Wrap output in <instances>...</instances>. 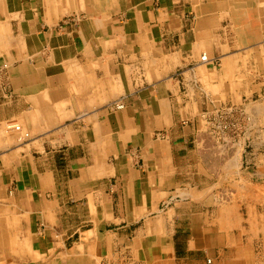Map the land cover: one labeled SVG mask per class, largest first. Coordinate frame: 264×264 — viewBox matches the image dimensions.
I'll return each mask as SVG.
<instances>
[{
    "label": "crops",
    "instance_id": "obj_1",
    "mask_svg": "<svg viewBox=\"0 0 264 264\" xmlns=\"http://www.w3.org/2000/svg\"><path fill=\"white\" fill-rule=\"evenodd\" d=\"M263 110L264 0H0V264H264Z\"/></svg>",
    "mask_w": 264,
    "mask_h": 264
},
{
    "label": "rangeland",
    "instance_id": "obj_2",
    "mask_svg": "<svg viewBox=\"0 0 264 264\" xmlns=\"http://www.w3.org/2000/svg\"><path fill=\"white\" fill-rule=\"evenodd\" d=\"M210 115V122H213V124H209V130L214 134H220L221 137L228 134L242 133L246 129L245 125H241L235 121V111L215 110Z\"/></svg>",
    "mask_w": 264,
    "mask_h": 264
},
{
    "label": "built area",
    "instance_id": "obj_3",
    "mask_svg": "<svg viewBox=\"0 0 264 264\" xmlns=\"http://www.w3.org/2000/svg\"><path fill=\"white\" fill-rule=\"evenodd\" d=\"M201 61L204 62L206 61V55H203L201 57ZM121 106H119L120 108ZM213 122H210V125H212ZM4 131L7 133V134H14V133H19L21 131V126L18 122H7L5 125H4ZM23 139H26L28 138V134H24ZM209 262V261H208Z\"/></svg>",
    "mask_w": 264,
    "mask_h": 264
},
{
    "label": "bare ground",
    "instance_id": "obj_4",
    "mask_svg": "<svg viewBox=\"0 0 264 264\" xmlns=\"http://www.w3.org/2000/svg\"><path fill=\"white\" fill-rule=\"evenodd\" d=\"M259 104H260V103H259ZM262 105H263V104H262ZM254 109H255V108H254ZM261 109H263V108H261ZM214 111H215V110H214ZM258 112H259V111H258ZM261 112H262V111H261ZM263 112H264V110H263ZM259 115H260V114H259ZM246 123H247V122H246ZM238 145H239V144H238ZM230 180H232V179H230ZM234 181H235V180H234ZM229 184H230V183H229ZM256 184H257V183H256ZM256 184H255V185H256ZM237 186H238V185H237ZM234 189H236V188H234ZM257 190H258V189H257ZM257 190H256V191H257ZM233 191H234V190H233ZM235 193H236V192H235ZM244 193H245V192H244ZM244 193H243V194H244ZM258 194H259V193H258ZM236 195H237V194H236ZM256 195H257V194H256ZM237 198H238V197H237ZM255 198H256V197H255ZM53 252H54V251H53ZM72 256H73V255H72ZM53 258H54V257H53ZM82 259H83V258H82ZM62 261H63V260H62ZM88 261H89V260H88ZM3 262H4V261H3ZM86 262H87V261H86ZM88 263H89V262H88Z\"/></svg>",
    "mask_w": 264,
    "mask_h": 264
}]
</instances>
